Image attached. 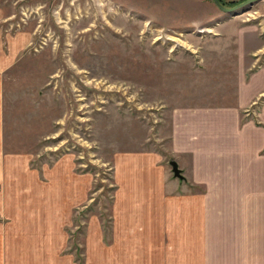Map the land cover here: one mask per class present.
I'll use <instances>...</instances> for the list:
<instances>
[{
	"label": "rangeland",
	"instance_id": "374dc122",
	"mask_svg": "<svg viewBox=\"0 0 264 264\" xmlns=\"http://www.w3.org/2000/svg\"><path fill=\"white\" fill-rule=\"evenodd\" d=\"M248 1L0 0L12 180L8 193L0 185V205L15 185L24 207L40 205L38 195L48 207L57 195V212L45 216L58 227L64 215L57 198L67 192V219L31 255L75 257L76 264L107 257L117 161L150 151L172 171L173 110L234 107L243 79L241 120L264 127V86L256 97L250 88L252 77L264 79V0ZM14 225L0 210V230L13 237Z\"/></svg>",
	"mask_w": 264,
	"mask_h": 264
},
{
	"label": "crops",
	"instance_id": "0c3cea01",
	"mask_svg": "<svg viewBox=\"0 0 264 264\" xmlns=\"http://www.w3.org/2000/svg\"><path fill=\"white\" fill-rule=\"evenodd\" d=\"M8 63L0 55V185L6 191L12 187L3 135V76ZM242 82L234 107H191L171 113L167 155L176 157L183 182L202 191L185 185L181 189L182 181L171 175L163 155L131 152L118 159L107 257H88L87 264H264V127L241 120L240 109L247 103ZM263 86L264 79L252 77L254 97ZM259 120L264 124V107ZM19 186L26 198L28 186ZM64 189L57 199L66 220ZM17 191L15 185L10 199H2L0 205L1 212L15 217L16 227L13 237L0 230V264H76L75 257L31 255L62 227L64 220L55 227L56 218L45 216L57 212L60 201L50 194L54 199L46 207L38 195L40 205L24 207L16 199Z\"/></svg>",
	"mask_w": 264,
	"mask_h": 264
},
{
	"label": "water",
	"instance_id": "95a60500",
	"mask_svg": "<svg viewBox=\"0 0 264 264\" xmlns=\"http://www.w3.org/2000/svg\"><path fill=\"white\" fill-rule=\"evenodd\" d=\"M214 1H215V3H216L217 5L220 6L218 0H214ZM253 1H254V0H249L248 2H246V4L251 3V2H253ZM221 7H222V6H221ZM222 9H223V8H222ZM170 164H171V166H172V171H173V173H174L175 178H179L181 181L185 180L184 172H183V170L180 168L179 164H178L175 160L170 161Z\"/></svg>",
	"mask_w": 264,
	"mask_h": 264
}]
</instances>
